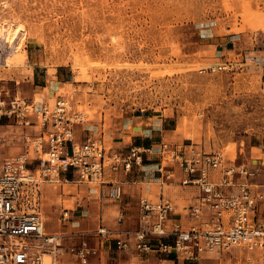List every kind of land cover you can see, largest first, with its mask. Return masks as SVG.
<instances>
[{"label":"rangeland","instance_id":"374dc122","mask_svg":"<svg viewBox=\"0 0 264 264\" xmlns=\"http://www.w3.org/2000/svg\"><path fill=\"white\" fill-rule=\"evenodd\" d=\"M233 36L222 57L218 39ZM263 51L264 0H0V90L51 104L63 96L83 117L82 138L124 153L164 139L259 167L264 68L250 57ZM225 60L232 69L209 68ZM22 130L0 121V165L21 151ZM93 185L41 181L47 231L68 233L45 264H83L70 252L74 233L95 230L115 205ZM105 247L86 264H127L113 241ZM209 256L197 264H236Z\"/></svg>","mask_w":264,"mask_h":264},{"label":"built area","instance_id":"2783aa9c","mask_svg":"<svg viewBox=\"0 0 264 264\" xmlns=\"http://www.w3.org/2000/svg\"><path fill=\"white\" fill-rule=\"evenodd\" d=\"M250 60L264 68V57ZM209 68L228 71L233 64L225 60ZM82 119L63 96L51 104L0 90V121L13 120L23 129L21 151L0 165V264H44L46 254L57 259L66 234L46 230L41 181L99 185V197L121 201L120 184L105 186L110 183L107 173H129L133 165L141 166L146 157L157 154L167 178L173 177L178 165L183 174L180 184L199 189L188 211L192 222L183 227L172 221L171 199L143 196L138 200V229L80 230L74 233L79 243L70 252L88 263L100 251L87 240L93 234L101 242L113 239L118 252L134 253L139 264H153L151 257L156 264H197L210 254L230 255L239 264H264V180L253 181L258 172L264 174V142L257 168L228 161L220 151L164 139L157 145H131L124 153L107 149L99 137L77 139L76 125ZM64 210L67 220L69 210Z\"/></svg>","mask_w":264,"mask_h":264},{"label":"crops","instance_id":"0c3cea01","mask_svg":"<svg viewBox=\"0 0 264 264\" xmlns=\"http://www.w3.org/2000/svg\"><path fill=\"white\" fill-rule=\"evenodd\" d=\"M234 37L235 36L219 38L218 43L220 45V48H216L217 52L220 51L223 56L224 51H228V52L233 51L236 47V43H234L235 42ZM255 56L261 58L264 57L263 55H255ZM76 136L77 139L80 140L81 136L78 133L76 134ZM157 158L160 157L159 156L154 158L146 157L143 165L141 166L133 165V168L129 173H125V172H120L118 174L107 173L106 181L110 183L105 186H107L108 188L113 187V185H111V182L115 184L116 183L120 184L122 188L121 201L114 200L111 198H106V200L114 202L115 205L110 206L111 209L109 211L108 210L105 211L104 219L100 221V223L98 224L95 230L93 231L83 230V231H87L90 233L95 232L100 226H105L108 229L114 231L138 229L139 228L138 200L140 199V197L143 196L149 197V195L151 194L153 197H149V198L153 200H157L161 196H165L171 199L173 204L175 205L174 214L171 215L172 221L181 222L183 224V227H187L192 222L190 216L188 215L189 207L197 201V196H199V189L194 185L185 186L180 184V180L183 177V174L179 169L178 165L174 167L173 177L167 178L166 172L162 171V169L160 170L161 159L158 160ZM263 180H259L258 177H255L253 179V181L255 182L263 181ZM62 183H76L77 185L86 184V183L71 182V181L70 182L62 181ZM90 186L91 185H89V187ZM93 187H95L97 190L95 191L94 193L95 195L93 197L98 198L99 197L98 192L100 190V186L93 185ZM120 217L122 218L120 219ZM49 233H57V232H49ZM63 234L67 235L68 233L63 232ZM111 241L114 242L113 239L104 240L103 242H101L100 240L101 243L100 242L99 244L96 243V245H98L101 250L103 248H106L105 243L109 244V247H111ZM118 253L125 256L127 264H139L138 257L134 253H130V252L129 253L118 252ZM230 259H234L236 261V264L240 263V260H236L234 257H230ZM209 260H213V258L209 256L208 259L202 260L200 262L209 261ZM151 261L153 262V264H156V260L154 257H151ZM222 262L223 260L221 259V263L219 264H222Z\"/></svg>","mask_w":264,"mask_h":264},{"label":"bare ground","instance_id":"6f19581e","mask_svg":"<svg viewBox=\"0 0 264 264\" xmlns=\"http://www.w3.org/2000/svg\"><path fill=\"white\" fill-rule=\"evenodd\" d=\"M212 66H216V64H214V65H212ZM204 68V67H203ZM202 68V69H203ZM52 235H55V234H52ZM48 256H51L52 257V255H50V254H46L45 255V259H44V264L46 263V258L48 257ZM52 259H53V257H52Z\"/></svg>","mask_w":264,"mask_h":264}]
</instances>
